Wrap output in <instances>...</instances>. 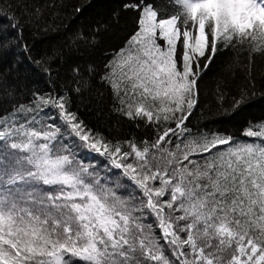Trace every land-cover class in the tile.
I'll return each mask as SVG.
<instances>
[{"label": "snow or ice", "instance_id": "1", "mask_svg": "<svg viewBox=\"0 0 264 264\" xmlns=\"http://www.w3.org/2000/svg\"><path fill=\"white\" fill-rule=\"evenodd\" d=\"M123 8L136 28L99 81L113 111L151 130L139 142L109 139L79 115L72 96L90 88L97 67L72 66L58 90L63 49L33 56L24 38L41 9L0 0V58L15 53V71L27 60L50 84L21 103L24 90L0 81V102L11 104L0 115V264H264V121L243 131L256 139L240 141L190 120L219 52L244 48L249 67L264 56V0ZM106 27L81 30L68 46L95 45ZM225 96L218 87V103ZM257 97L264 92L249 80L223 110Z\"/></svg>", "mask_w": 264, "mask_h": 264}, {"label": "trees", "instance_id": "2", "mask_svg": "<svg viewBox=\"0 0 264 264\" xmlns=\"http://www.w3.org/2000/svg\"><path fill=\"white\" fill-rule=\"evenodd\" d=\"M30 3L39 7L42 13L39 28L24 29L25 40L33 46V56L53 48L64 51L65 60L56 80L58 90H62L65 82L70 81L72 66L78 65L83 70L91 63L98 69L90 82V88L80 95L72 96L73 108L79 109V115L109 139L126 140L134 137L137 142L150 139V129L143 125L136 127V122L113 111L112 91L99 81L104 63L114 51L125 45L136 28V14L123 8L126 0H30ZM157 3L166 5L167 0H157ZM77 6L82 9L79 13L75 10ZM167 11L171 13L173 9L169 7ZM98 25L107 27L96 35L95 45L78 43L75 47L68 46L75 33L82 30L92 34V29ZM19 55L23 58V53ZM15 59V53L0 58V81L18 84L24 90V94L18 97L19 102H27L29 89L49 90L48 78L32 70L27 60L24 61L23 70L15 71L12 67ZM249 80L255 82L258 91L264 92V56L255 55L249 67L246 49L238 47L219 52L202 77L199 110L190 118L191 125L207 124L209 129L230 134L240 141L256 139L243 136V131L249 123L255 126L264 121V99L257 97L236 112L227 113L223 110L230 107V97L236 95ZM218 87L226 93L223 105L217 101ZM9 111L11 104L7 100L0 102V115ZM156 234L159 235V231Z\"/></svg>", "mask_w": 264, "mask_h": 264}]
</instances>
